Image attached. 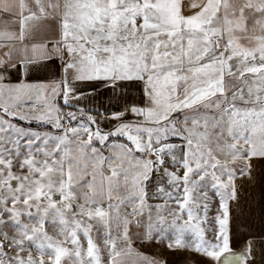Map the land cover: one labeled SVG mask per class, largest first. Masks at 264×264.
Here are the masks:
<instances>
[{
	"label": "snow or ice",
	"instance_id": "obj_1",
	"mask_svg": "<svg viewBox=\"0 0 264 264\" xmlns=\"http://www.w3.org/2000/svg\"><path fill=\"white\" fill-rule=\"evenodd\" d=\"M262 160L264 0H0V264H256Z\"/></svg>",
	"mask_w": 264,
	"mask_h": 264
},
{
	"label": "crops",
	"instance_id": "obj_2",
	"mask_svg": "<svg viewBox=\"0 0 264 264\" xmlns=\"http://www.w3.org/2000/svg\"><path fill=\"white\" fill-rule=\"evenodd\" d=\"M264 179V160L256 163L255 171V182L252 184H245L242 190V199L241 204L248 207V204L251 205V210L255 213L256 223L253 226V232L259 235L260 226L258 223L259 214L261 205L264 204V184L261 183V180ZM242 217L241 219H245ZM248 232L245 231V228L240 224L239 221L234 220L232 224V245L233 247H238L247 239ZM261 245H264V240H257L255 242V248L257 252V262L256 264H262L261 257ZM148 256H164L168 260V264H204L203 257L195 253L187 252H176L172 251H163L155 247H143L140 249Z\"/></svg>",
	"mask_w": 264,
	"mask_h": 264
}]
</instances>
